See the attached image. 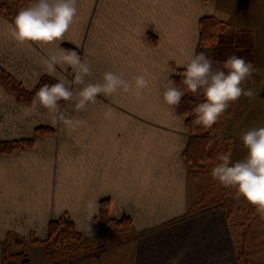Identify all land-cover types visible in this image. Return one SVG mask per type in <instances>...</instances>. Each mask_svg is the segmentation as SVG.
Listing matches in <instances>:
<instances>
[{"label": "crops", "instance_id": "crops-1", "mask_svg": "<svg viewBox=\"0 0 264 264\" xmlns=\"http://www.w3.org/2000/svg\"><path fill=\"white\" fill-rule=\"evenodd\" d=\"M241 2L243 16L260 17V0H237ZM229 4V0H77V16L63 43L75 46L89 61V81H102L103 74L112 71L133 90L101 95L80 112L67 102L61 106L65 113L84 122L72 130L53 124L45 109L29 114L31 104L19 102L0 82V142L35 140L32 148L0 155L1 237L14 233L46 239L49 222L68 214L88 241L96 238L105 245L94 264L108 259L112 260L107 264L118 260L235 264L233 216L227 219L217 208L178 220L195 207L197 182L183 158L189 139L185 117L164 102L161 86L186 59L181 50H197L202 17L229 24L227 16L237 14ZM29 5H18L12 17L0 16V68L28 91L43 75L71 81V68L57 66L49 75L44 63L46 57L62 54L63 43L17 44L11 38L14 17ZM140 74L149 87L137 98L134 78ZM38 126L50 127L55 134L36 136ZM105 198L111 201L112 219H131L128 228L104 233L99 216Z\"/></svg>", "mask_w": 264, "mask_h": 264}, {"label": "clouds", "instance_id": "clouds-1", "mask_svg": "<svg viewBox=\"0 0 264 264\" xmlns=\"http://www.w3.org/2000/svg\"><path fill=\"white\" fill-rule=\"evenodd\" d=\"M77 12V0H34L18 11L10 26V36L17 44L35 42L57 44L59 47ZM60 52L61 55L45 58L48 74L52 75L60 66L65 71L71 68L73 78L69 81L67 77H54L56 83L42 84L27 109L29 114L43 108L51 115L53 124H63L75 130L84 122L67 115L61 108V101L73 103L75 110L80 112L86 110L90 103H96L101 95L109 97L118 91L127 93L133 90L129 81L112 71H106L102 81H89L88 77L92 75L89 61L82 59L75 49L60 48ZM181 52L186 59L161 83L163 99L168 106H179L186 93L203 95V102L192 109L194 123L211 128L231 103L241 96L255 97L253 89L242 86L254 72V65L244 57L236 54L228 56L221 69L214 67L215 61L207 52H196L195 47L191 51L182 49ZM179 68L184 71H177ZM172 74L181 77L179 84L170 78ZM134 85V95L141 98L143 90L149 87V81L140 74L134 78ZM241 140L247 149L246 157L233 162L230 154H220L217 157L220 163L213 167L211 175L222 186L234 189L236 199L243 197L264 217V127L247 130ZM89 230L92 231L91 227Z\"/></svg>", "mask_w": 264, "mask_h": 264}, {"label": "trees", "instance_id": "trees-1", "mask_svg": "<svg viewBox=\"0 0 264 264\" xmlns=\"http://www.w3.org/2000/svg\"><path fill=\"white\" fill-rule=\"evenodd\" d=\"M25 2L31 4L34 0H14V3L11 5L7 4L4 0H0V16L12 17L15 8ZM199 26L200 35L196 52H207L213 57L216 63L217 55H221L230 45L233 44L232 39L234 37V31L229 24L217 19L214 16L202 17L199 21ZM150 40L153 43H156V37H153L152 35H150ZM62 48L75 49L80 53V51L70 43H63ZM177 71H184V69L182 68ZM170 78L175 80L177 84L181 81V77L175 74ZM0 82L8 91L16 95L19 102L31 104L35 92L42 84H54L57 81L51 76L43 75L36 88L32 91H28L13 76L7 73L4 69L0 68ZM181 87L183 86L181 85ZM203 100V95H197L189 92L182 97L180 105L176 106L178 112L185 117V124L189 131V139L183 152V158L189 168L190 177L193 179H198L203 172L212 170L216 164L220 163L217 159L220 154H229L231 151L230 145L220 134V130L222 129L221 119H219L211 128L194 123L195 114L192 112V109L197 104L203 102ZM66 103L67 102L64 101L60 102L61 106ZM54 134L55 130L50 127L38 126L35 129L36 136ZM217 137H219V139H217ZM34 141V138L2 141L0 142V155H11L17 150L32 148ZM214 183L215 181H209L207 183L197 185V202L195 207L190 208L188 212L178 220L190 217L196 212H205L217 208L225 211L227 219H230L235 214V212L239 209L240 201L244 198L240 197L239 199H236V192L231 188L226 190L223 197H217V195H215L211 190V185ZM110 205L111 201L109 198H105L100 201L99 219L104 228V233H109L113 227L128 228L132 224L131 219L129 217H124L120 220L112 219L110 217ZM256 210L255 206L250 207V211L248 213L254 215ZM250 217L251 216L245 215V217H243L244 221L241 224H245ZM249 231L248 227L245 228V231L242 233L241 242L237 243V256L235 264H250V258L245 248V242L249 236ZM8 237L9 239H13L17 245H19L20 242H23V238L14 233H9ZM87 242L89 243L88 238L77 230L75 223L71 220L68 214H64L61 218L52 220L48 224V235L45 239V248L48 255H53L57 249L61 248L69 249L72 246L82 247ZM104 246L105 245L100 243L97 244L92 251L84 254L79 259L101 258L102 251L105 248ZM27 256L28 255L25 250L17 253H10L9 248L4 247L2 264H15V262H20V264H30L31 262ZM79 259L72 258L71 261H63L60 264H72L74 261Z\"/></svg>", "mask_w": 264, "mask_h": 264}, {"label": "rangeland", "instance_id": "rangeland-1", "mask_svg": "<svg viewBox=\"0 0 264 264\" xmlns=\"http://www.w3.org/2000/svg\"><path fill=\"white\" fill-rule=\"evenodd\" d=\"M7 4L11 5L14 0H4ZM232 5V10L237 14L227 16L226 20L231 17L237 19L235 25H233L234 37L232 39L233 44L230 45L225 52L221 55H217V61L214 67H223V61L230 55L236 54L244 57L247 61H250L254 65V72L250 80H246L242 85L246 89H253L256 93L255 97L249 99L241 96L238 101L231 103L230 107L220 117L222 122V129L220 134L230 145L231 159L233 162L242 160L247 155V149L243 146L241 136L247 130L253 128L264 127V0H260L261 8L259 9L260 17L243 16L245 9L237 3V0H229ZM259 13H257L258 15ZM239 16V17H238ZM226 18V17H225ZM254 20L255 24L251 21ZM251 24L253 28H246ZM212 170L203 172L198 179H196L197 185L215 181L211 185V190L217 197H223L225 195L227 187L222 186L211 175ZM194 180L193 178H191ZM210 191V190H209ZM250 207L245 199H242L239 203V209L235 212L230 223L232 233L235 235L237 243L242 240V233L245 228L248 227L249 236L245 242V248L250 258V264H264V217L257 212L254 215L249 214ZM245 215L251 216L245 224H241L244 221ZM233 223V225H232ZM120 231V227H113L111 231ZM116 230V231H117ZM9 234V233H8ZM0 234V259L1 264L3 260L4 247L9 248L10 253H17L23 250L26 251L27 257L30 260V264H60L63 261H71L72 258H80L84 254L89 253L99 244L98 239L94 238L85 243L84 246H72L67 249H57L53 255H48L45 248V238H39L34 235L31 237H22L23 242L17 245L13 239H9L8 235L4 238ZM13 235V234H12ZM48 235V233H47ZM14 236V235H13ZM86 237V236H85ZM47 238V237H46ZM87 238V237H86ZM89 240V239H88ZM102 251V254L104 253ZM92 258H81L74 261L72 264H94ZM112 259L105 260L101 264H107ZM20 264V262H15ZM114 264H124L123 261L118 260Z\"/></svg>", "mask_w": 264, "mask_h": 264}]
</instances>
